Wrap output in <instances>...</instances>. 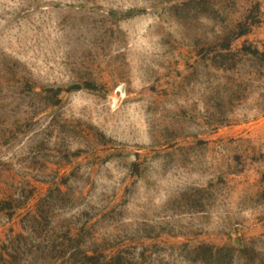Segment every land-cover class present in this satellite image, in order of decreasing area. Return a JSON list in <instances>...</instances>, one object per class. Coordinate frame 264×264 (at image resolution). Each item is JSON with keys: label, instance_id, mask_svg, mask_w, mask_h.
Returning a JSON list of instances; mask_svg holds the SVG:
<instances>
[{"label": "rangeland", "instance_id": "1", "mask_svg": "<svg viewBox=\"0 0 264 264\" xmlns=\"http://www.w3.org/2000/svg\"><path fill=\"white\" fill-rule=\"evenodd\" d=\"M0 264H264V0H0Z\"/></svg>", "mask_w": 264, "mask_h": 264}]
</instances>
